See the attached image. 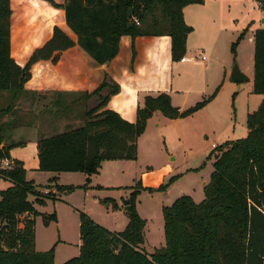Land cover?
Wrapping results in <instances>:
<instances>
[{
    "label": "trees",
    "instance_id": "1",
    "mask_svg": "<svg viewBox=\"0 0 264 264\" xmlns=\"http://www.w3.org/2000/svg\"><path fill=\"white\" fill-rule=\"evenodd\" d=\"M201 3L203 0H66L62 6L66 24L77 42L56 27L53 37L43 47L35 51L42 43L34 47L22 67L12 54L11 0H0V92L10 96L0 116L12 113L26 93L24 86L32 77L33 65L40 61L56 64L62 52L76 45L103 66L118 56L123 36L133 40L169 36L172 60L180 62L193 32L183 11L188 5ZM245 35L246 31L233 44L234 52ZM254 64L253 92L264 96V29L255 32ZM119 91L120 86L105 75L96 90L81 93L79 99L73 100L74 105L78 101L96 104L85 112L82 127H68L63 133L38 141L39 171L82 173L89 183L105 161L137 160L138 139L155 113L171 120L182 119L209 101L181 111L172 105L168 94L148 96L137 110L136 122L130 123L106 109L110 98ZM54 106L57 113L71 108L61 93ZM4 129L0 123V161L11 159L10 151L23 145H4ZM247 129V137L227 142L213 153L214 170L201 203L182 196L163 208L165 246L153 254L144 251L147 222L137 213L136 190L125 203L132 212H127L129 223L122 232L110 231L79 211L80 255L64 264H264V100L248 115ZM2 179L11 186L0 190V264H55V247L47 252L36 251V219L41 217L45 226L58 221L55 213L46 215L35 208V204L45 206L48 196L43 197L35 183L27 180L20 161L13 162L9 169H0ZM56 188L61 194L77 189ZM82 188L86 190L88 185ZM30 196L36 200L31 202Z\"/></svg>",
    "mask_w": 264,
    "mask_h": 264
},
{
    "label": "rangeland",
    "instance_id": "2",
    "mask_svg": "<svg viewBox=\"0 0 264 264\" xmlns=\"http://www.w3.org/2000/svg\"><path fill=\"white\" fill-rule=\"evenodd\" d=\"M29 2L31 0H11L12 9L16 12L12 20V54L14 58H19L17 62L20 63L25 60L27 55L25 52L32 44L35 34L40 35L36 37L37 39L42 38V32L39 31L43 21L39 19V13L24 18L32 5ZM209 2L211 21L203 23L201 30L195 32L196 45H201L205 55L213 61L212 74L214 70L217 71L215 84L211 85L200 101L209 100L208 103L192 115L182 118L178 123L162 121L161 124H149L145 133L138 139L136 161L124 160L120 163L105 161L103 169L92 179L90 178L89 183L88 177L85 179L86 175L82 173L59 174L61 180L57 183L60 186L77 188L71 193L61 194V191L55 187L54 180H49L45 175L38 177L39 192L43 197L48 196V199H44L47 204L39 205L38 208L42 214L55 213L58 219L49 226L44 225L41 217L36 219L39 246L46 247L52 243L51 249L59 243L61 237L71 243L67 247H59L61 249L56 260L58 264L61 255H70L68 259L62 260L61 264L80 255V251L77 250L81 244L79 211L87 213L110 231L122 232L129 220L125 203L136 190H138L137 213L147 222L144 251L153 254L156 249L165 246L163 208L172 206L182 196H189L196 203H201L205 199L204 189L210 182L214 170L215 150L220 147L214 148L213 144L217 145L226 139L227 134H224V129L227 124L233 123L234 126L229 132L234 129L237 137L241 139L245 137L247 114L249 110L254 111L259 108L263 102V95L254 92L250 94V81H231V72L233 67L238 65L246 76L253 79L255 49L244 37L246 42H243L244 39L240 41L236 52L233 51V44L237 43L243 32L235 31L232 35V32L228 31L218 40L215 39L214 32L225 20L229 22L241 12L249 13L251 8L253 9L254 0H209ZM259 17H262L260 20L264 18V11L255 15L256 21ZM212 45L215 51L211 55L208 47ZM40 97L38 99L23 95L15 105L14 112L17 117L22 120L23 112H27L28 109L43 108L44 110L48 107L46 104H51L49 102L51 95ZM1 100L7 106L10 96L5 95ZM36 100L39 104L35 108ZM256 100L259 101L258 104L255 103ZM27 101L31 104H26ZM95 104L94 101H78L74 108L57 113L54 119L59 121L66 117L68 120H74L73 127H82L85 123V112ZM52 109L58 110L54 105ZM86 184L105 188L85 190L82 187ZM111 186L117 188H108ZM30 200L34 202L36 197L30 196Z\"/></svg>",
    "mask_w": 264,
    "mask_h": 264
},
{
    "label": "crops",
    "instance_id": "3",
    "mask_svg": "<svg viewBox=\"0 0 264 264\" xmlns=\"http://www.w3.org/2000/svg\"><path fill=\"white\" fill-rule=\"evenodd\" d=\"M65 2L66 0H31V2H29L32 5H30V10L24 18L30 16V14L36 15L39 13V19L43 21L41 24L42 28L39 31L42 32V38L37 39L36 37L40 35L35 34L36 36H34L31 41L32 44L25 52V54L27 53L25 60L22 63L18 62V65L21 64L20 66L23 67L25 65L23 63L26 61L32 49L41 43L42 44L36 47L34 51L43 47L53 37L56 27L66 33L73 41L77 42L76 35L66 24L65 11L62 7ZM56 5L58 7H56ZM209 5V0H203L201 4L188 5L183 11L186 24L193 28V32L189 34L187 39V52L184 59L194 58L196 56V51H201L205 55V50L202 49V46L196 45L195 41L197 38L195 32L197 33V31L201 30L203 23L211 21ZM13 12H15V10H13ZM261 12L262 11L257 8V0H254L253 9L251 8L249 13L245 14L241 12L235 15L231 21L228 22V20H225L221 23L214 32L216 34L215 39L218 40L222 35L228 33V31L232 32V35H234L235 31H246L245 38H247V42L255 49V32L264 29V18L260 20L262 17H259L258 21L255 19V15ZM40 13L42 15H40ZM135 19L136 18L133 19L134 22ZM243 42L245 43L246 40L244 39ZM171 48L172 42L169 36H142L134 40L131 36H123L120 40L118 56L112 62L103 66L96 64L78 45L62 52L60 54V60L56 64L52 63V61H40L33 65L31 69L32 77L24 86L26 92L24 95L30 98L37 97L39 99L41 98L40 96L49 94L52 96L50 99L51 101L49 100L51 104H46L48 107L44 110L43 108L38 110L28 109L27 112H23L22 120L17 117L14 111L12 113H4L0 116L1 124L5 125L6 128L4 145L12 143L23 144L10 151V160L12 162L20 161L23 163L27 180L33 181L36 187L39 186L37 179L40 175H45L49 180H54L56 183L55 187L60 186V184L57 183L61 180L58 173L39 171L38 141L42 137L48 138L56 133H63L68 127H73L72 122L74 120H68L66 117L59 121L55 120L54 118L56 117L57 111L52 109V106L58 99V93H61L64 94L68 106L74 108L75 105L72 101L79 99L81 93H91L96 90L104 81L105 75L120 86L119 93L110 98L106 109L116 112L120 117L130 123L136 122L137 110L144 104V100L148 96L155 97L162 93L168 94L171 97L172 105L179 108L181 111L194 107L202 100L207 91L211 88V85L215 84L217 80V76H215L217 71L214 70L212 74L213 61L208 56L205 61H202L198 56L194 61H185L182 59L180 62H173ZM208 50L212 55L215 51L214 45L210 48L208 47ZM15 59L17 61L19 58L15 57ZM218 61L217 58V62ZM223 69L226 70V68ZM249 81V92L251 94L254 89V77L253 79L249 78ZM0 95V110H3L6 105L1 100V97H5V95L8 94L2 93ZM37 100L34 104L35 108L39 104ZM258 102L259 101L256 100L255 103L258 104ZM26 104L30 105L31 103L27 101ZM254 111L249 110L247 116ZM179 120L181 119L171 120L164 117L161 113H155L148 121L147 126L154 123L155 125L156 123L161 124L162 121H177L178 123ZM232 126L233 123L226 125L224 129V134H227L226 139H223V141L217 145L213 144L215 145L214 148L227 142L241 139L237 137L234 129L229 132ZM244 134L245 137H247L248 129ZM113 162L120 163L124 162V160ZM104 163H102L99 173L103 169ZM93 176L90 178L92 179ZM85 179H87V176ZM10 186V182L3 179L0 180V190H6ZM88 188L104 189L105 187L92 185L88 186ZM108 188L115 189L117 187L111 186ZM38 207L39 205H35L37 211L42 213ZM128 223L129 220L127 221V225ZM65 240L66 239L61 237L59 243L53 246L55 247V264H58L56 260L58 251L61 249L59 247H67L71 244ZM51 244L52 243L46 245V247H40L39 239L36 234L37 252L49 251ZM80 246L81 244L77 247L79 251ZM69 256L68 254L61 255L59 258L60 264L62 260L68 259Z\"/></svg>",
    "mask_w": 264,
    "mask_h": 264
},
{
    "label": "built area",
    "instance_id": "4",
    "mask_svg": "<svg viewBox=\"0 0 264 264\" xmlns=\"http://www.w3.org/2000/svg\"><path fill=\"white\" fill-rule=\"evenodd\" d=\"M257 8L260 10V11H264V0H257ZM135 23L138 24L139 21L137 19H135ZM198 56L200 57V59L202 61H205L207 59V56L204 55L201 51H196V56L192 59H184L185 61H194L198 58ZM13 166V162L10 160V159H4V160H1L0 161V169H9ZM47 193V192H45ZM1 224V222H0Z\"/></svg>",
    "mask_w": 264,
    "mask_h": 264
},
{
    "label": "water",
    "instance_id": "5",
    "mask_svg": "<svg viewBox=\"0 0 264 264\" xmlns=\"http://www.w3.org/2000/svg\"><path fill=\"white\" fill-rule=\"evenodd\" d=\"M127 16L129 19L132 17V10L131 9L128 11ZM129 27H132V24H130ZM231 81H233V82H248L249 77L246 76L242 72V70L240 69V67L238 65H235L232 69V72H231ZM125 210L127 212H132L131 206H126Z\"/></svg>",
    "mask_w": 264,
    "mask_h": 264
}]
</instances>
